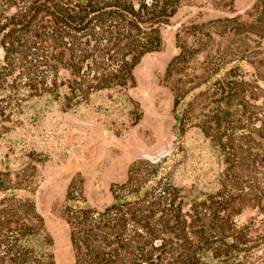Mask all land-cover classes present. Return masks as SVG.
<instances>
[{
    "label": "trees",
    "instance_id": "1",
    "mask_svg": "<svg viewBox=\"0 0 264 264\" xmlns=\"http://www.w3.org/2000/svg\"><path fill=\"white\" fill-rule=\"evenodd\" d=\"M201 1L0 0V264H55L35 203L46 158L27 147L25 125L52 107L134 125L135 68L161 50L177 12ZM251 10L176 33L178 53L162 79L173 98L169 156L133 162L100 209L69 185L73 264H264V50L212 46L236 35L264 39V0ZM243 61L254 64L252 77ZM190 133L214 159L207 172L184 169Z\"/></svg>",
    "mask_w": 264,
    "mask_h": 264
},
{
    "label": "rangeland",
    "instance_id": "2",
    "mask_svg": "<svg viewBox=\"0 0 264 264\" xmlns=\"http://www.w3.org/2000/svg\"><path fill=\"white\" fill-rule=\"evenodd\" d=\"M215 1L218 0H202L201 7H182L162 31L161 50L146 55L135 68L136 85L130 94L139 104L141 115L134 125L133 118H120L114 126L110 117L83 116L79 112H62L56 107L25 125L26 132L21 137L28 143L27 147L46 158L38 165L42 181L36 189L35 203L53 239L55 264H73L68 226L63 216L69 185L76 188L83 203L100 209L112 201L110 185L124 181L133 162L159 161L174 150L173 98L162 79L167 64L178 53L176 33L190 22L232 15L247 18L256 0H225L227 6L218 9L213 6ZM246 37L215 39L212 46L222 49L241 42L254 51L264 50V39L253 34ZM240 64L252 77L254 64L248 61ZM258 84L264 87V76ZM20 147L17 145L15 150ZM186 149L183 156L186 173H204L213 168L214 159L197 133L189 134ZM5 150L4 147L2 152Z\"/></svg>",
    "mask_w": 264,
    "mask_h": 264
}]
</instances>
